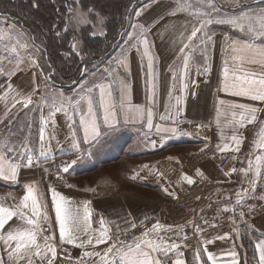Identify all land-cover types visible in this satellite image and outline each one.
Masks as SVG:
<instances>
[{
    "label": "crops",
    "instance_id": "crops-1",
    "mask_svg": "<svg viewBox=\"0 0 264 264\" xmlns=\"http://www.w3.org/2000/svg\"><path fill=\"white\" fill-rule=\"evenodd\" d=\"M171 3L169 2V5ZM158 4L156 0H151L147 7L141 9V16L137 17L135 12L132 19V24H143L146 29H149L148 39L154 44L150 51L154 56V70L157 77L155 103L152 100L150 83L152 77L147 69V58L141 55L142 46L140 52L133 49L129 53L127 67L119 68V74L114 80L106 78L102 81L111 83L113 98L118 106L123 100L126 108L129 105H139L142 109L151 108L153 128L148 129L146 117L143 120H126L124 116H120V124L115 131H109L98 144L89 146L83 143V131L79 129L78 123H73L74 121L78 122L79 116L74 112H70L67 116L57 113L54 133L51 124L47 130V135L52 136V139L50 144H46L43 149L49 153L48 158L40 159L39 164H34L31 168L21 167L17 181H5L0 178V198H3L5 204L15 203L25 194L24 185L34 181L38 188V197L43 195L49 202V216L53 221L55 213L50 203L49 187L55 188L74 205H79L81 213L84 202H89L92 211V228L99 227L98 221L103 216L109 222L108 226L112 232L115 233L117 225L123 229L128 226L125 221H134L139 224L145 217L148 220L140 230H144L145 226L151 227L156 220L167 225L168 222L165 221L162 210L165 202L177 199L179 193L190 190V188L202 189L205 195L204 201H207L216 194V188H219L220 194L211 201V204L217 200L219 203L211 209L210 216L205 217L207 219L204 218L202 226L203 219L199 221L200 223L187 222L185 226L178 228L177 235L166 237L181 246L179 251L183 253L181 258L186 261V264H198L194 257V250L197 248L202 250L204 247L202 241L204 240L213 241L207 247L216 255L217 264H231V257L228 255L231 251L237 253L241 264H243L246 253L239 235L243 234V229L247 228V231L257 234L251 237L253 247L255 242L264 239V214L259 213V209L264 207V199H261V196L264 195V159L259 165L261 173L259 177H253L251 174L245 177L239 172L226 176L225 173L232 167L237 169L247 167L249 152L253 153L252 159L255 164V155L264 156V151L255 149L253 146V134L258 129L251 124L235 129L238 134L242 133L243 137L239 152L220 151L217 145L222 146L224 143H229L234 131L233 127L228 124L231 119L230 113L227 112L229 104H253L255 107L264 108V103L252 101L246 97L234 96L230 92L226 93L222 90L225 61H228L230 71L232 61L222 48L221 36L216 39L215 47H209V56L206 60H202L204 65L201 68L197 63L189 60L187 71H185L183 61L178 56V47L181 46L178 36L186 23L185 16H181L183 14L171 16L168 14L170 8L161 10L159 6L157 7ZM161 16L162 19H160ZM179 16L181 17L177 18ZM158 33H163V41ZM230 38L244 39L245 37L236 35L230 36ZM128 39L126 35L124 40ZM124 40L106 59L89 62L85 66V75H82L75 85L69 87L71 90L69 93H65L62 86H55L49 80L45 84L46 70L40 64L43 72L40 68L28 67L27 64H24L23 70L11 78V84L16 91L27 93L31 90L32 77L35 73V83L40 86L42 91L47 88L52 92H62L65 96L75 97L85 85L90 87L92 83L101 82V77L106 76L105 70L113 65V61L125 49ZM193 66L196 67L193 68ZM248 67L251 71L262 70L258 65ZM205 68L208 71H205ZM6 83L7 81L3 79L0 85H6ZM0 95H2V91H0ZM95 95L98 97V90ZM36 98V96L33 97V99ZM221 101H224L223 105H221ZM218 111L221 121L219 125L216 122ZM3 112L4 103L0 101V120L4 121V123H0V133L5 132L7 123ZM21 112L23 111L17 110L13 115L17 116ZM46 114L47 111H45ZM39 119L40 114L38 113ZM259 120H264V112L259 114ZM156 125L161 128H174L176 131L158 133ZM70 127L76 131V141L80 142L76 149L71 147ZM101 127H103L102 120ZM204 127L209 128L205 135L200 131ZM36 131L37 128L34 129V136ZM125 135L127 140L122 147L120 142ZM33 148L37 154L41 150L39 143H35ZM109 152L113 154L110 156ZM225 154L231 156L232 162L227 170H220L218 160ZM193 156H201L195 165L190 163ZM120 157L128 159L130 162L129 169L125 172V178L128 177L125 181L130 184L126 189H123V192H120L113 183L106 185L98 183L87 189L76 182L75 178L97 170L99 162L115 163ZM72 160H76V163L72 165L68 173L59 172L60 178L58 179V169L63 166L64 162ZM165 163H171L181 170L176 179L167 180L161 174V168ZM144 165H148V167L144 168ZM198 170L200 174H198ZM133 176L135 179L131 178ZM185 176L191 178L193 183L189 184L184 178ZM249 179L255 180V183L249 185L247 183ZM165 188L174 195L167 194L164 191ZM242 188L250 190L247 196L237 204L235 193ZM13 197L17 200L14 201ZM195 201L198 206L201 205L198 204L196 198ZM225 208L228 210L225 211ZM241 212L244 213L243 216H241ZM224 218H229L235 223L234 230L225 233L226 237L225 234H214L210 237L203 235L208 226L214 225ZM52 227L56 229L58 246V226L53 223ZM137 230H139L138 227L130 229L127 235H122L121 238L131 239V235L133 232H138ZM191 235L194 236L195 241L191 245L182 247L181 240ZM220 237L225 238L220 239ZM72 247L71 260L58 258L56 264H74L84 251L92 250L90 247ZM104 247L103 244L99 245L97 250H102ZM254 252L256 256L255 248ZM203 258L206 259V256ZM174 259L176 257L172 256L168 264H172ZM88 264H91L90 260ZM250 264H256V259Z\"/></svg>",
    "mask_w": 264,
    "mask_h": 264
},
{
    "label": "snow or ice",
    "instance_id": "snow-or-ice-1",
    "mask_svg": "<svg viewBox=\"0 0 264 264\" xmlns=\"http://www.w3.org/2000/svg\"><path fill=\"white\" fill-rule=\"evenodd\" d=\"M72 2L79 4V0H72ZM159 2L160 0H157V3ZM260 3L264 4V0H260ZM226 4L235 7V14L224 15L222 9ZM37 6L33 4V7ZM68 14L65 32L69 30V24L95 27L96 24L105 23V17L94 12L91 7L86 12L68 7ZM135 14L140 17L142 13L137 11ZM168 14L171 16L183 14L186 19L183 31L178 36L181 45L178 47V56L183 61L185 71H187L193 53L199 51L200 55L206 59L208 48L215 47L216 38L215 33H211L212 25L226 24L243 33L244 39L222 37V48L232 61L231 71L228 61H225L222 90L234 96L264 103V8L253 9L243 0H175V7L169 9ZM90 15L96 16L95 23L88 19ZM162 18L161 16L160 19ZM8 20L9 17L0 13V78L7 81L6 85H0V91H2L0 101L4 103L3 115L7 119L5 132L0 133V178L5 181H17L21 167L31 168L34 164L38 165L40 159L48 158L49 153L43 149L46 144H50L52 139V136L47 135V130L51 124L54 133L57 113L67 116L70 112H74L79 116L78 122L73 123H78L79 129L83 131V143L89 146L98 144L109 131H115L120 124V116H124L126 120H143L146 117L148 129L153 128L151 108L142 109L139 105H129L126 108L123 100L118 106L113 98L111 83L102 82L106 78L114 80L119 74L118 69L127 67L129 53L133 49L140 52L142 46L141 55L147 58V69L152 77L150 82L152 100L155 103L157 77L154 70V56L150 51L154 44L149 41V29H146L143 24L129 25L133 31L124 33L129 38L125 42L126 47L113 61V65L105 70L106 76L101 77V82L92 83L90 87L85 85L75 97H72L65 96L62 92H52L47 88L42 91L35 83V73L32 77L30 91L25 93L13 88L11 78L23 70L24 64L28 67L40 68L36 57L41 48L35 44L34 37L31 38L32 42L28 43V37L15 28V23L9 24ZM98 34L106 35L107 33L96 31L89 33L93 37ZM56 35L59 36L60 33L57 32ZM158 35L163 41V33H158ZM69 48L80 55L77 51L78 42L75 37L69 44ZM81 59H83L82 56ZM251 65H258L262 70L251 71L248 67ZM48 67L51 68V65L49 64ZM40 70L43 72L42 68ZM52 71L54 72V69ZM205 71L208 69L205 68ZM50 79L51 73L45 76V84ZM97 90L98 97L95 95ZM34 96L37 98L33 99ZM220 103L223 105L224 101ZM17 110L25 114L28 112L40 114L35 136L33 135V122L17 124V117L13 115ZM45 111H47L46 115ZM177 111L179 112V109ZM227 112L231 117L228 124L233 127L234 131L229 143H224L222 146L217 145L219 150L239 152L243 137L242 133L238 134L235 129L251 124L258 129L253 134V146L255 149L264 151V120H259V114L264 112V108L255 107L253 104H229ZM219 116L218 111L216 120L218 125L221 123ZM101 120L103 127H101ZM0 123L4 121L0 120ZM155 127L158 133L176 131L174 128H161L159 125ZM70 134L71 147L76 149L80 142L76 141V131L71 127ZM35 143L41 146L38 154L33 148ZM248 157L247 167L240 169L232 167L225 175L229 176L239 172L245 177L249 174L259 177L261 175L259 165L264 156L255 155V164H253L252 152H249ZM75 163L76 160L64 162L63 166L58 169L57 178H60L59 172L68 173ZM143 167L147 168L148 165ZM198 174H200L199 170ZM131 178L135 179V176ZM184 178L189 184L193 183L191 178L187 176ZM247 183L252 185L255 180L249 179ZM24 187L25 194L15 203L5 204L3 198H0V264H56L58 258L71 260V256L64 252L65 244L92 249L84 251L74 264H88L89 260L91 264H168L172 256L176 257L172 260V264H186V261L181 258L183 253L179 251L181 246L162 235L163 232L173 231L172 225H165L156 220L151 227L145 226L139 235L132 236L131 240L123 239L122 235L126 236L130 229L144 226L148 218L145 217L139 224L134 221H125L128 226L121 229L117 225L116 232L113 233L108 226L109 222L101 216L98 221L99 227L93 229L89 202H84L81 213L79 205H74L55 188L49 187L50 203L55 213L53 221L49 216V202L43 195L39 197L37 195L36 182H30ZM249 190V188H242L236 191L237 204L247 196ZM164 191L169 195H174L169 193L167 188ZM12 199L17 200L15 197ZM261 199H264V195ZM243 215L244 213L241 212V216ZM53 223L58 226L59 253ZM225 237H220V239ZM212 243V240H204L202 241L203 249L194 250V257L198 264H217L216 255L207 247ZM102 244L105 247L97 250V247ZM254 248L257 253L256 264H264V239L255 242ZM60 253L63 254L60 255ZM228 255L231 257V264H241L235 251L229 252ZM204 256L206 259L203 258Z\"/></svg>",
    "mask_w": 264,
    "mask_h": 264
},
{
    "label": "trees",
    "instance_id": "trees-1",
    "mask_svg": "<svg viewBox=\"0 0 264 264\" xmlns=\"http://www.w3.org/2000/svg\"><path fill=\"white\" fill-rule=\"evenodd\" d=\"M140 1L145 0H79L78 5L82 11H87L91 7L94 12L105 17L103 25L107 34L94 37L89 35L93 31V26H79L75 29L69 24V30L64 31L69 15L68 7L74 5L72 0H0V13H4L24 28L26 25L36 28L34 30L40 37L38 36L39 40L35 38V41L42 50L46 75L51 73L49 81L55 86L70 89L69 87L75 85L82 75H85V66L89 62L106 59L116 50L117 44L122 40V35L129 26V12L134 8L133 5ZM33 4L38 6L33 7ZM250 4L261 3L260 0H252ZM90 18L96 19V16L90 15ZM57 32L60 33L59 36L56 35ZM74 37L80 39V55L69 48ZM49 64L51 68L48 67ZM16 117L17 124L33 122L34 133L39 121L38 112L27 114L21 112ZM255 235L257 234L247 231V228L243 229L241 241L246 253L243 264L255 261L256 256L251 241V237Z\"/></svg>",
    "mask_w": 264,
    "mask_h": 264
},
{
    "label": "rangeland",
    "instance_id": "rangeland-1",
    "mask_svg": "<svg viewBox=\"0 0 264 264\" xmlns=\"http://www.w3.org/2000/svg\"><path fill=\"white\" fill-rule=\"evenodd\" d=\"M165 1L172 2L170 4L171 6L169 5V2H165ZM251 1L252 0H243L244 3H247V5H249L253 9L264 8V4L251 5L250 4ZM149 2H151V0L140 1V2L136 3L135 5H133L134 8L132 9L131 12H129V19H130L129 25L132 24L133 13H135L137 11H141V9H144L145 7H147ZM158 6H159V8H161V10H167L169 8L170 9L174 8L175 7V0H160V2L157 5V7ZM73 8H77L80 11H82L78 4H74ZM241 10H247V9H241ZM222 11H223L224 15L227 16V15L235 14L236 9H235V7L233 5L226 4L225 7L222 9ZM83 12H86V11H83ZM181 16H184V15H181ZM181 16H179L177 18H180ZM88 19L92 20L95 23L97 18L96 19H92L89 16ZM8 23L9 24L15 23V28L18 31L23 32L24 35L26 37H28V41H27L28 43L32 42V39H31L32 37L38 39L39 35H37V33L35 31L36 28L30 27L29 25H26V27L24 28V27H22V25H19L16 21H12L11 19L8 20ZM70 25H73V27L75 29H77L79 27L78 25H74V24H70ZM93 31H96L98 33L106 32L104 25H99V24H96L95 27H93ZM131 31H133V29L128 26V28L126 29L125 32H131ZM124 33L122 35V40L118 43L119 45L121 44V42L124 40V38L126 36V35H124ZM211 33H215V38L216 39L219 38L220 36L221 37H223V36L230 37V36L238 35V36H241V37H245L243 33L239 32L238 30H235V29L231 28L229 25H226V24H224V25H221V24L212 25L211 26ZM96 36H103V35H99L98 34ZM75 40L78 42L77 51H79V53H80L81 52L80 39L78 37H75ZM124 42H126V40H124ZM35 44L39 45L37 41H35ZM118 44H117V46H118ZM125 44L126 43H124L123 45H125ZM209 51H210V48H208V50H207V57L209 56ZM36 58L38 60V63L46 70V65H45V60H44L43 54H42V50L39 52V54L37 55ZM206 59L203 56L200 55L199 51H197L196 53H193V55H192L190 60L192 62L197 63L199 68H201L204 65V62L202 60H206ZM195 67L196 66H193V68H195ZM2 80H3V78H0V82ZM126 140H127V136L125 135L123 140L120 142L122 147L124 146V143L126 142ZM108 154L111 156V154H113V153L109 152ZM129 163L130 162H129L128 159L121 158V157L115 163H107V161H104L103 163L99 162V165L97 166L99 168L97 170H95V171H93V172H91L89 174L82 175L79 178L78 177L77 178L74 177V178H75L76 182L78 183V185H82L83 187H85L87 189L91 188V186H93L94 184H98V183H103L105 185L108 184V183H110V184L113 183L114 185L117 186V188H118V190L120 192H123L124 191L123 189H126L129 186L128 184H130L127 181H125V179H128V177L125 178V172H127L128 169H129V165H130ZM190 192H191V195L196 198L198 204H202L203 202H205L204 201L205 195H204L202 189H196V188L195 189H191L190 188ZM181 193H179V194L181 195ZM186 194L187 193H185V191H184L183 195H181V196L179 195L177 199H173L171 201H167V202H165L163 204V209L162 210H163V214H164V219H165L166 222H168L167 225H175L177 223H181V222L186 221V220L189 219V215H188L189 210L186 208V204H185V198L187 197ZM197 197H199V199H197ZM207 216H210V214L200 218V219H203V221L201 223V226H202V224H204V218L207 217ZM205 219H207V218H205ZM142 231L143 230H140V231H138L136 233L133 232V234L131 235V238H132V236L139 235ZM176 231H178V230H173V231H171V233L172 232L175 233ZM168 234H169L168 232H164V235L167 236V237H171V236L177 235V234H174V235H168ZM239 235L242 238V235L241 234H239Z\"/></svg>",
    "mask_w": 264,
    "mask_h": 264
},
{
    "label": "built area",
    "instance_id": "built-area-1",
    "mask_svg": "<svg viewBox=\"0 0 264 264\" xmlns=\"http://www.w3.org/2000/svg\"><path fill=\"white\" fill-rule=\"evenodd\" d=\"M65 93H69L70 89H64ZM200 131L205 135L208 133L209 128L208 127H204L201 128ZM201 158L198 156H193L191 157L190 163L192 165L197 164V162L199 161V159ZM232 159L231 156L228 154H225L223 156H221L218 160V168L220 170H227L229 168V166L231 165ZM181 170L176 167L175 165L171 164V163H165L162 168H161V174L167 179V180H174L176 179L179 175H180ZM219 188H216V194L213 195L212 198L208 199L207 201H205L204 203H202L200 206L197 205L194 196L191 195L190 190H186L185 193H187V199L185 198V204H186V208L189 210L188 215H189V219L186 221H183L181 223H177L173 226V230H178V228L180 226H185V224L187 222H191L194 221L193 223H200L199 221L201 220L200 218L206 216L209 214V212L211 211V209L214 207L215 204L219 203V200L214 201V203L211 204V201L213 199H216L217 195L220 194V190ZM184 193V192H183ZM183 193L181 195H183ZM180 195V196H181ZM259 213L260 214H264V207H261L259 209ZM215 227H213V225L208 226L205 231L203 232V235L210 237L214 234H225V233H229L232 232L235 228V223L230 220L229 218H224L222 220H220L218 223L214 224ZM179 226V227H177ZM139 230L142 228V226H138ZM168 235H174L177 233V231L174 232H168ZM131 240V239H128ZM195 241L194 236H188L185 237L184 239L181 240V245L182 247L184 246H188L191 245L193 242ZM60 252L59 249V245H58V253ZM64 252H66L67 254H69L70 256L72 255L73 252V247L72 245H68L65 244L64 245ZM63 253H60V255H62Z\"/></svg>",
    "mask_w": 264,
    "mask_h": 264
}]
</instances>
